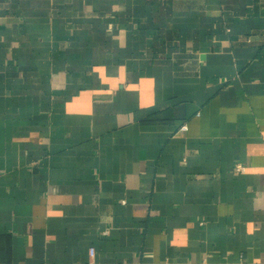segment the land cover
Here are the masks:
<instances>
[{
  "label": "crops",
  "instance_id": "0c3cea01",
  "mask_svg": "<svg viewBox=\"0 0 264 264\" xmlns=\"http://www.w3.org/2000/svg\"><path fill=\"white\" fill-rule=\"evenodd\" d=\"M0 264H264V0H0Z\"/></svg>",
  "mask_w": 264,
  "mask_h": 264
},
{
  "label": "built area",
  "instance_id": "2783aa9c",
  "mask_svg": "<svg viewBox=\"0 0 264 264\" xmlns=\"http://www.w3.org/2000/svg\"><path fill=\"white\" fill-rule=\"evenodd\" d=\"M180 130H185L186 129V124H181L180 127H179ZM235 169L237 171H243L245 169L244 165L240 164V163H237L235 165ZM90 254L93 255V250L90 249Z\"/></svg>",
  "mask_w": 264,
  "mask_h": 264
}]
</instances>
